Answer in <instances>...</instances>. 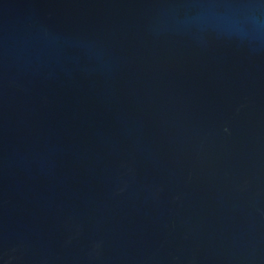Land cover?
<instances>
[{
  "label": "water",
  "instance_id": "1",
  "mask_svg": "<svg viewBox=\"0 0 264 264\" xmlns=\"http://www.w3.org/2000/svg\"><path fill=\"white\" fill-rule=\"evenodd\" d=\"M0 264H264V0H0Z\"/></svg>",
  "mask_w": 264,
  "mask_h": 264
}]
</instances>
